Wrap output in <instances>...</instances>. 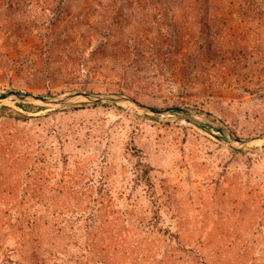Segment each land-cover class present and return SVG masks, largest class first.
<instances>
[{"label": "rangeland", "instance_id": "obj_1", "mask_svg": "<svg viewBox=\"0 0 264 264\" xmlns=\"http://www.w3.org/2000/svg\"><path fill=\"white\" fill-rule=\"evenodd\" d=\"M11 90L185 111L0 100V264H264V0H0Z\"/></svg>", "mask_w": 264, "mask_h": 264}, {"label": "water", "instance_id": "obj_2", "mask_svg": "<svg viewBox=\"0 0 264 264\" xmlns=\"http://www.w3.org/2000/svg\"><path fill=\"white\" fill-rule=\"evenodd\" d=\"M7 98H16V99L27 101V102H40L42 104H62V103L71 102V100L73 99H82V100H86L89 102H101V103L105 102V103L116 104V105L131 103L135 107H137V109L140 110V112H142L143 114L153 115L156 117L163 116L169 112L184 113L185 111L184 109L178 108V107L169 108V109L148 108V107H144V106H141L135 103L134 100L128 97L118 96V95H108V94L78 93L74 96L62 97V98H45V97L33 95L31 93L17 91V90H11V91L0 94V100L7 99ZM184 119L204 129L211 127V125L209 124L199 123L197 120L186 117V116L184 117ZM217 130L224 134V137H221V139L228 144L237 143L241 146H246L253 142L264 141V133L258 137H254L248 140H240L238 138H235L231 133L226 132L223 129H217Z\"/></svg>", "mask_w": 264, "mask_h": 264}]
</instances>
